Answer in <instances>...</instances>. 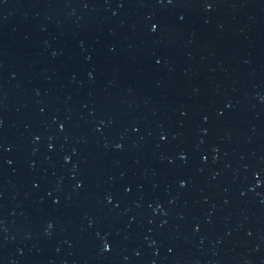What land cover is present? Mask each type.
<instances>
[{
	"label": "water",
	"instance_id": "water-1",
	"mask_svg": "<svg viewBox=\"0 0 264 264\" xmlns=\"http://www.w3.org/2000/svg\"><path fill=\"white\" fill-rule=\"evenodd\" d=\"M0 264H264V0H0Z\"/></svg>",
	"mask_w": 264,
	"mask_h": 264
}]
</instances>
